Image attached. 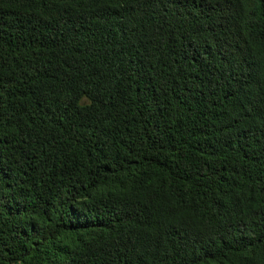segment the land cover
I'll return each mask as SVG.
<instances>
[{"label":"trees","instance_id":"trees-1","mask_svg":"<svg viewBox=\"0 0 264 264\" xmlns=\"http://www.w3.org/2000/svg\"><path fill=\"white\" fill-rule=\"evenodd\" d=\"M0 264H264V0H0Z\"/></svg>","mask_w":264,"mask_h":264}]
</instances>
